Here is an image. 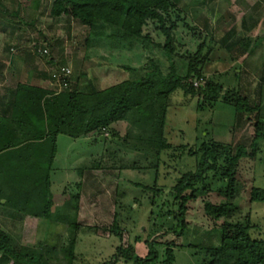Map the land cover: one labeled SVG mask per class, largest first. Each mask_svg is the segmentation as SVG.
Here are the masks:
<instances>
[{"label":"rangeland","instance_id":"1","mask_svg":"<svg viewBox=\"0 0 264 264\" xmlns=\"http://www.w3.org/2000/svg\"><path fill=\"white\" fill-rule=\"evenodd\" d=\"M173 1L188 23L181 22L174 31L177 48L172 61L179 73L186 71L183 57L193 55L207 37L214 47L205 78L192 79L194 85L215 79L223 85L224 93L238 89L254 109L239 114L223 98L210 107L203 98L177 91L167 115L168 141L173 146L191 147L197 137L203 136L233 147L241 144L250 152L257 117L264 122V0H208L206 5L193 0ZM52 3L43 0L37 9L33 0H0V98L12 95L19 82L61 92L52 76L63 67L72 72L67 89L71 82L85 87L93 80L98 89H104L123 80L138 79L149 70L150 60L163 73L169 71L172 61L155 22L145 27L150 39L135 42L129 49L104 43L90 45L86 41L89 29L66 16L53 18ZM225 38L233 45L231 52L221 46ZM38 47H47L50 54H37ZM124 65L134 70H126ZM57 146L52 193L59 206L66 196L80 193L76 264H130L113 260L117 247L135 245L137 254L144 256L148 251L145 241L152 236L179 245L175 264H201L202 255H195L197 247L219 243L221 222L208 217L203 209L205 200L220 202L216 193L201 196L191 204L187 216L190 225L181 239L164 233L171 220L159 221L160 208L173 200L171 191L177 179L194 169V157L186 154L173 158L169 151L156 172L153 161L143 154L99 142L95 134L82 138L59 135ZM97 164L100 167L93 168ZM76 183H81L80 190ZM237 186L239 194L234 203L239 212L232 221L244 222L249 216L258 226L255 235L264 238V204L250 201L252 187L264 188V140H260L255 158L241 160ZM0 210V230L6 231L16 246L44 243L58 248L65 240L67 226L63 223L44 220L34 232L31 228L25 230L26 216ZM115 213L122 238L109 231ZM164 248L157 246L160 252Z\"/></svg>","mask_w":264,"mask_h":264},{"label":"trees","instance_id":"2","mask_svg":"<svg viewBox=\"0 0 264 264\" xmlns=\"http://www.w3.org/2000/svg\"><path fill=\"white\" fill-rule=\"evenodd\" d=\"M42 1L33 0L37 9ZM193 1L202 5L208 2ZM181 13L173 0H53L50 12L53 18L66 16L87 27L88 44L104 43L121 49H129L143 39L149 40L145 27L155 22L164 36L163 47L171 61L177 48L174 31L181 22L188 25ZM210 43L211 40L208 43L207 37L204 38L193 55L183 57L184 74L179 73L174 61L169 71L163 73L159 65L150 60L149 70L140 78L123 80L104 89H98L93 80L85 87L71 82V87L61 92L28 83L17 84L10 113L0 115V154L6 151L10 154L0 157V163L3 160L7 164H3L0 179V206L26 216L25 230L31 228L35 232L41 219L65 224L67 235L58 248L44 243L36 247L16 246L7 232L0 230V264H76L81 229L78 221L80 193L66 196L59 206L52 193V175L59 135L82 138L94 134L99 142L143 154L153 161L156 172L169 151L173 158L186 154L194 157V169L180 175L172 187L173 200L160 208L159 221L171 220L164 233L183 238L190 225L187 216L191 204L213 192L220 202L205 200L203 209L208 217L221 222L220 239L218 244L209 242L197 247L195 255H202L201 264H264V238L255 235L258 226L249 216L244 222L232 221L239 212L234 203L239 194L238 167L241 160L256 157L260 140H264L263 119L257 117L254 124L250 152L241 144L233 147L203 136L202 139L197 137L191 147L173 146L165 135L171 98L177 91L203 98L210 107L223 98L239 114L254 109L249 98L238 89L224 93L223 85L215 79L209 78L198 87L194 85L192 79L205 78V67L214 47ZM221 46L232 51L228 38L221 41ZM123 68L134 70L125 65ZM98 167L100 165H93V168ZM76 187L80 190L81 183H76ZM250 201L264 204V188L252 187ZM109 231L122 238L116 213ZM145 245L148 251L144 256L137 254L135 245H120L113 260L122 259L130 264L176 263L175 249L179 245L175 241L161 242L159 236H152ZM159 245L165 247L162 252L157 249Z\"/></svg>","mask_w":264,"mask_h":264},{"label":"built area","instance_id":"3","mask_svg":"<svg viewBox=\"0 0 264 264\" xmlns=\"http://www.w3.org/2000/svg\"><path fill=\"white\" fill-rule=\"evenodd\" d=\"M35 52L39 55L44 56L50 54V51L47 47H38ZM70 74H72L71 70L69 68L63 67L60 68L57 72H55L52 78L57 86H59L63 90H66L69 86V79L71 78Z\"/></svg>","mask_w":264,"mask_h":264},{"label":"crops","instance_id":"4","mask_svg":"<svg viewBox=\"0 0 264 264\" xmlns=\"http://www.w3.org/2000/svg\"><path fill=\"white\" fill-rule=\"evenodd\" d=\"M13 99V95H5V96H1V98H0V115H3L4 113H6V114H9L10 113V102H11V100ZM6 154H9L8 153V151H6V152H3L2 154H0V157H4L5 158V155ZM10 155V154H9ZM1 162H3V163H0V179H1V173L3 172V169H2V167H3V164L4 165H7L6 164V161H1ZM12 162V161H11ZM8 168V167H7ZM6 176L7 177H9V175L8 174H6ZM2 202H5L4 200H2ZM6 209V210H9V211H11V213H14V214H19L18 212H16V211H13V210H10V209H7V208H5V207H3V206H0V209ZM1 211V210H0ZM44 222V220H39L38 221V226H39V224L41 223V222Z\"/></svg>","mask_w":264,"mask_h":264}]
</instances>
